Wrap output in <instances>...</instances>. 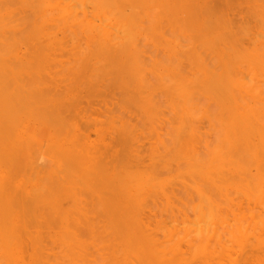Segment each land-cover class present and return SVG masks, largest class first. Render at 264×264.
I'll list each match as a JSON object with an SVG mask.
<instances>
[{"label":"bare ground","instance_id":"6f19581e","mask_svg":"<svg viewBox=\"0 0 264 264\" xmlns=\"http://www.w3.org/2000/svg\"><path fill=\"white\" fill-rule=\"evenodd\" d=\"M184 1L0 0V264L264 257V34Z\"/></svg>","mask_w":264,"mask_h":264},{"label":"rangeland","instance_id":"374dc122","mask_svg":"<svg viewBox=\"0 0 264 264\" xmlns=\"http://www.w3.org/2000/svg\"><path fill=\"white\" fill-rule=\"evenodd\" d=\"M159 1V0H158ZM161 1H163V0H161ZM165 1V0H164ZM189 2L191 1V0H188ZM193 1V0H192ZM198 1H200L201 2V0H198ZM206 2V3H208V2H210V1H206V0H203V2ZM212 1H214V0H211V2L209 3V5L212 3ZM217 1V0H216ZM215 1V2H216ZM224 1V2H223ZM229 1V0H228ZM227 0H220V2H222V3H220L219 2V0L217 1L218 3H213V4H218V5H216L215 7H216V9H217V12L216 13H219L220 11H221V9L224 7L225 8V10H223V11H225V13L224 14H226V15H228V16H230V14L232 15L233 14V18L235 17V19L233 20L234 22H235V24L237 25L236 27H238L240 24L242 25V23H241V20L242 19H244V21L246 22V25H245V29H246V31H247V33H248V35L250 36V35H254V37L256 36V35H259L260 33H263L264 34V19L263 20H261L260 18H264V1L263 0H252V1H250V0H230L234 5H232V3L230 4V3H227L228 2ZM233 1H235V2H233ZM241 1V2H240ZM243 1V2H242ZM254 1V2H253ZM186 2V0L184 1V3ZM226 2V3H225ZM182 3V2H181ZM220 3V4H219ZM255 3V4H254ZM262 3V4H261ZM213 4H211V5H213ZM221 4H223V5H221ZM232 6V8H230V11L228 10L227 11V9L229 8V7H231L230 5ZM219 5H220V7H222V8H220L219 7ZM228 5H229V7H228ZM226 6V7H225ZM235 6V7H234ZM250 6V7H249ZM210 7H212V6H210ZM214 7V6H213ZM212 7V8H213ZM214 7V8H215ZM218 7V8H217ZM233 7H234V9H235V13L233 12V11H231V10H234L233 9ZM257 7V8H256ZM220 8V9H219ZM223 8V9H224ZM254 8V9H253ZM218 9H219V12H218ZM249 9V10H248ZM253 10V11H252ZM263 10V11H262ZM242 11V12H241ZM256 11V12H255ZM261 11V12H260ZM227 12V13H226ZM233 12V13H232ZM222 13V12H221ZM257 13V15H255V14ZM224 14H222V15H224ZM221 15V14H220ZM226 15H224V16H226ZM253 17H252V16ZM261 15V16H260ZM228 16H226V17H228ZM263 16V17H262ZM260 17V18H259ZM228 18H231V17H228ZM232 18V19H233ZM252 18H255V19H252ZM259 19V20H258ZM243 21V20H242ZM245 24V23H244ZM242 27H243V25H242ZM242 27H241V30H243L242 29ZM244 28V27H243ZM240 29V28H239ZM251 36V37H252ZM95 98H97V97H95ZM97 99H99V98H97ZM93 99L91 98V101H92ZM100 100H102L101 98H100ZM98 101L97 100V102H101V104H102V101ZM95 101V100H94ZM89 102H90V100H89ZM96 102V101H95ZM95 102H92V103H90V104H92L93 106H94V104L93 103H95ZM96 102V103H97ZM101 104H99V105H97V106H99V107H92V105H89V107H91V108H94L95 109V111H93L92 110V112H91V110L90 111H88L87 110V112H91V117H90V115H86V116H88V117H90L91 119H93L92 117H94L95 115H96V112L98 111L96 108H100L101 107ZM88 109H90V108H88ZM97 110V111H96ZM95 112V113H94ZM92 114H94V116L92 115ZM99 113H97V115H98ZM100 115V114H99ZM99 115L97 116V117H94V119L95 118H99L100 119V117H101V115H100V117H99ZM102 118H103V116H102ZM101 118V119H102ZM93 119V120H94ZM98 119V120H99ZM100 119V120H101ZM80 125H81V127H83V123H80ZM87 130L89 129H91L92 131L90 132L89 130V135H91V138H92V140H95L96 139V137H95V133L93 132V130H94V128H90V127H85ZM94 133V134H93ZM87 134H88V132H87ZM95 137V138H94ZM89 138H90V136H89ZM90 138V139H91ZM243 200V201H242ZM235 202L237 203V202H242V205L244 204V205H246V203H247V201L245 200V199H241V198H237V201H236V196H235ZM243 202H245V203H243ZM243 205V206H244ZM247 205H248V203H247ZM245 207V206H244ZM190 217L191 218H194L193 216H192V214L190 215ZM230 218H231V215L229 216ZM190 218V219H191ZM236 249V250H235ZM184 250H185V248H184ZM234 250H235V257L237 256V254H238V252H239V248H238V246H236L235 248H234ZM248 249L246 248V251H247ZM258 253H260V252H258ZM257 253V255H259ZM262 253V252H261ZM226 254V253H225ZM249 254H253V255H249ZM254 255H256L255 254V252H249L248 253V255H247V257H246V260H244V256L242 257V256H240V257H242L243 259V262H242V260H241V262H239L238 264H250V263H252V261H253V263L252 264H262L263 263V261L261 262L260 261V259H261V257H263V256H260V259L257 257V255L254 257ZM262 255H264V254H262ZM200 256V257H199ZM249 256V257H248ZM253 256V257H252ZM196 259L195 260H193V261H191L190 262V264H207V256H206V253L205 254H201V255H196ZM252 257V258H251ZM257 257V258H256ZM199 258V259H198ZM237 258H239V256H237L236 257V259ZM251 260H250V259ZM264 258V257H263ZM199 261H198V260ZM204 259H205V261H204ZM257 259V260H256ZM258 259H259V261H258ZM238 260V259H237ZM256 260V261H255ZM202 261V262H201ZM200 262V263H199ZM204 262V263H203ZM250 262V263H249Z\"/></svg>","mask_w":264,"mask_h":264}]
</instances>
